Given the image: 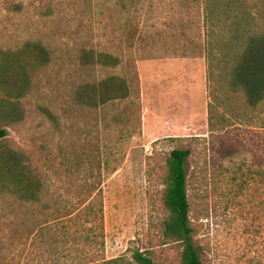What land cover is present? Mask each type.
I'll use <instances>...</instances> for the list:
<instances>
[{"label":"rangeland","instance_id":"1","mask_svg":"<svg viewBox=\"0 0 264 264\" xmlns=\"http://www.w3.org/2000/svg\"><path fill=\"white\" fill-rule=\"evenodd\" d=\"M263 28L264 0H0V150L42 185L37 200L0 191V264H136L135 250L181 264L162 237L173 148L190 150L201 264H264V100L230 77L241 36ZM112 75L129 97L86 104Z\"/></svg>","mask_w":264,"mask_h":264},{"label":"trees","instance_id":"2","mask_svg":"<svg viewBox=\"0 0 264 264\" xmlns=\"http://www.w3.org/2000/svg\"><path fill=\"white\" fill-rule=\"evenodd\" d=\"M95 60L103 65L118 64V58L107 52L98 53ZM7 76L9 74L7 70H4L0 81L2 83L9 81ZM15 76L17 82L12 83L9 95L23 97L29 88L30 78L24 69H19ZM230 77L233 86L242 91L248 105L254 107L264 100V28L261 31L251 30L241 36ZM87 89H91L92 93L86 99V104L94 107L104 105L111 100L127 99L130 95L126 77L117 75L108 76L91 85L87 84L85 90ZM80 97L82 98L83 95ZM17 111L18 109L14 112ZM6 134V129L0 127V138ZM189 156V149L173 148L165 158L166 175L162 203L168 214L162 223V237L166 241L175 242L181 246V264H201L193 242V228L190 225L191 177L186 169ZM41 186L40 180L26 163L22 153L1 148L0 191L14 194L21 200H37ZM132 257L136 264H153L151 257L139 250H135ZM109 262L118 264L119 260L115 258Z\"/></svg>","mask_w":264,"mask_h":264}]
</instances>
